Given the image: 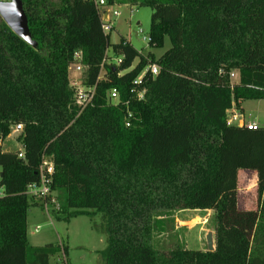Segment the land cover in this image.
Returning a JSON list of instances; mask_svg holds the SVG:
<instances>
[{
	"label": "trees",
	"instance_id": "trees-1",
	"mask_svg": "<svg viewBox=\"0 0 264 264\" xmlns=\"http://www.w3.org/2000/svg\"><path fill=\"white\" fill-rule=\"evenodd\" d=\"M22 2L35 47L0 17V139L20 123L24 149L20 158L0 145V264H49L67 252L28 243L25 192L42 155L54 163L55 217L101 215V264H264V127L227 122L232 106L264 99V0H106L151 9V48L166 36L171 44L159 57L111 43L94 0ZM109 47L124 58L97 81ZM77 50L84 83L96 84L85 107L68 71ZM150 62L159 71L144 75L138 100L130 89ZM239 179L256 184L255 209L239 205ZM182 209L213 211V251L153 244L165 217Z\"/></svg>",
	"mask_w": 264,
	"mask_h": 264
},
{
	"label": "rangeland",
	"instance_id": "rangeland-1",
	"mask_svg": "<svg viewBox=\"0 0 264 264\" xmlns=\"http://www.w3.org/2000/svg\"><path fill=\"white\" fill-rule=\"evenodd\" d=\"M109 8L110 12L117 10L120 13L119 16H111L110 22L113 26L110 31L111 43H116L122 38L128 40L141 54L146 55L148 52H152L155 57H159L170 47L171 44L167 36L161 48H151L147 41L143 40V37L149 34L151 16L149 7L117 4ZM108 56L114 57L111 47L108 49ZM69 77L71 79L73 76H70L69 73ZM236 81H238L236 76L231 79V82ZM237 112L241 114L245 124L254 123L264 127V99H246L241 103V110L237 109ZM227 118H229V110ZM2 147L4 150L20 148L18 136L16 134L8 135ZM241 175L242 171L238 176L241 177ZM58 195L57 191H52L47 205L42 204V200L27 196L30 204L27 213L29 243L52 242L66 246L67 252L53 255L50 264H101L99 251L106 246L105 234L96 228V225L101 223V215L97 214L94 217L77 215L68 221L57 219L53 212L59 208ZM238 202L242 207L255 209L257 207L256 184L250 188L246 182L239 179ZM165 220V232H155L153 236L152 242L157 248L168 250L178 242L185 248L207 250L206 235L210 231L214 232L212 210H174L165 217Z\"/></svg>",
	"mask_w": 264,
	"mask_h": 264
},
{
	"label": "built area",
	"instance_id": "built-area-1",
	"mask_svg": "<svg viewBox=\"0 0 264 264\" xmlns=\"http://www.w3.org/2000/svg\"><path fill=\"white\" fill-rule=\"evenodd\" d=\"M97 5L100 7V16L102 19V30L105 33H109L111 29H113V26L111 24V16H119V11L113 10L110 12V6L107 5L106 0H94ZM139 32H141V29H139ZM143 40L147 41V44L150 46V35L143 37ZM124 58V55H119L114 57L108 56V50L106 51V54L104 56V59L102 60L100 64L99 74L97 76V81L105 79L106 78V66H112V65H120L122 60ZM135 64L133 63L130 68H133ZM68 71L70 73L71 77L70 79V85L74 89V97L75 101L81 105L82 107H85L87 105H90L93 103L94 96H95V88L96 84L94 85H86L84 83L85 79V66L82 63V52L80 50H77L74 52L73 61L68 67ZM159 71V67L155 62L148 63L140 73L137 75V77L133 80L134 86L131 87L130 91L135 94L136 98L138 100H141L144 98V92L145 88H139L137 87L140 83L142 78L145 74L149 73L151 76L157 75ZM238 77V73L236 71H232L230 73V79L234 77ZM231 82V80H230ZM234 83V82H231ZM108 100L111 103H117L119 101V91L116 88H111L108 91ZM127 117H131V112H128ZM228 124H235L239 126H246L250 129L258 127L254 123L245 124L241 114L237 112V108L232 106L229 109V118H227ZM129 121L126 122V125L129 126ZM23 129V125L20 123L14 124L11 128L10 134H16L18 137L21 135ZM4 140L0 139V145H4ZM19 141V140H18ZM20 143V141H19ZM18 150V157L24 158V149L21 145ZM54 173V163L51 156L48 155H42V160L39 165V178L37 181L31 182L27 185L26 188V195L31 196L32 198L42 200L43 202L50 198L51 196V189L50 185L52 183V175ZM29 190V192H28ZM2 193V190L0 189V194ZM52 201H54L53 198H51ZM49 201L44 202L45 205L48 204ZM58 209V208H57ZM38 227L36 228V230Z\"/></svg>",
	"mask_w": 264,
	"mask_h": 264
},
{
	"label": "water",
	"instance_id": "water-1",
	"mask_svg": "<svg viewBox=\"0 0 264 264\" xmlns=\"http://www.w3.org/2000/svg\"><path fill=\"white\" fill-rule=\"evenodd\" d=\"M0 17L25 42L35 47L36 42L32 39L27 16L23 8L22 0H0ZM207 250L215 249L213 233L210 231L206 235Z\"/></svg>",
	"mask_w": 264,
	"mask_h": 264
},
{
	"label": "crops",
	"instance_id": "crops-1",
	"mask_svg": "<svg viewBox=\"0 0 264 264\" xmlns=\"http://www.w3.org/2000/svg\"><path fill=\"white\" fill-rule=\"evenodd\" d=\"M27 236H28V233H27ZM28 243H29V241H28ZM52 243V242H51ZM30 244V243H29ZM30 245H33V246H36V245H43V244H38V243H31ZM53 256H51L50 258H49V264H50V260H51V258H52Z\"/></svg>",
	"mask_w": 264,
	"mask_h": 264
}]
</instances>
